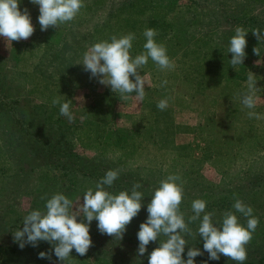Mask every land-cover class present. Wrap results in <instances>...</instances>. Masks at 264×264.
<instances>
[{
    "label": "rangeland",
    "instance_id": "374dc122",
    "mask_svg": "<svg viewBox=\"0 0 264 264\" xmlns=\"http://www.w3.org/2000/svg\"><path fill=\"white\" fill-rule=\"evenodd\" d=\"M86 1L93 4L94 9L91 11L82 7L72 21L57 28L49 27L46 30H50L49 40L45 39L47 32L41 30L38 21L39 5L31 0H20L18 7L22 13L25 9L28 13L32 11L29 15L34 26L33 34L26 40L12 42L0 36V69L5 70L3 73L1 70L0 75L11 78L13 85L21 87L25 98L31 100L32 105L39 106L35 107V117L45 121L52 129L63 132L65 139L72 142L71 149L79 155L102 159L122 174L130 172L135 176L138 172L139 178L150 181L148 184L153 194L159 183L148 177L149 172H154L160 181L169 175H179L181 179L177 183L183 189L180 210L186 209L184 205L192 206L195 198L189 193L213 187L215 198L225 197L226 191L219 192L220 181H224V190H233L236 184L243 183L245 180L237 178L247 176L243 170H247L248 166L254 169L264 161V38L259 41L252 33V30L258 29L264 34V0ZM107 17L108 24L100 26L105 24ZM131 18L133 23L129 22ZM138 20L144 21V29L136 33L138 35L132 41L130 55L134 58L145 51L143 33L145 29L153 28L158 32L154 39L166 47L175 68L161 70L149 59L139 69L146 81L145 96L141 100L133 92L126 94L124 99L110 86L99 83L97 77H92L84 70L83 64L77 62H82L84 53L95 43L110 42L112 36L119 38L131 33L126 23H132L133 32L137 30ZM236 27L247 31V44L243 64L233 68L230 64L232 53L228 49ZM255 47L259 48L260 56L254 54ZM205 48H209V53ZM190 50L195 53H186ZM208 58L215 69L204 77L188 71L191 65L204 64ZM250 74L256 80V106L253 109L245 107L242 98L234 99L228 93L224 97L221 95L222 90L227 92L240 88H245L247 93ZM236 78H239L238 82H235ZM165 80L167 84L161 86ZM107 91L110 94L105 95ZM218 96L223 102L217 108L214 101H218ZM57 97L62 103L70 102L74 116L72 122L60 114L59 104H52ZM162 99L168 102L165 110L157 107ZM249 111L261 118H249ZM243 146L246 147L240 151ZM241 163L247 166L241 167ZM27 176L20 183L22 188L10 191L13 200H10L11 197L2 199L0 195V204L13 205L23 218L33 210L46 212L47 200L57 193H63L72 200L70 211H76L82 204L84 193L89 188L96 190V183L88 179L69 185V175L65 176L60 168L54 166L30 170ZM26 181L32 184L25 187ZM246 189L243 188V194ZM1 191L6 189L0 188ZM131 191L132 188H129ZM151 199H146L143 205L141 203L142 207L146 208ZM2 208L0 237L4 238L7 231L1 227L9 225L18 213L10 215ZM180 212L183 214L182 210ZM145 214H149L147 210ZM139 216L137 213L130 221L134 226L131 234L136 238L141 223L147 220ZM78 217L87 223L86 217ZM185 222L192 232L191 236H196L190 226L196 224ZM97 225L98 221L93 219L89 229L94 232ZM191 236L185 235L184 238ZM157 239L165 241L167 237L161 235ZM91 240L89 250H94V244L102 248L106 241ZM115 242L109 241V245H104L108 249L106 254H112L110 259L89 254L80 256L73 249L66 264H148L149 260L143 263V256L150 255L148 247L143 255H139V246ZM16 245L19 246V243L16 242ZM116 245L122 249L124 260H119L121 255L115 257L112 250ZM31 247V244H25L24 250L18 249L26 251ZM14 258H17V253L3 254L0 250V264L13 263ZM111 259H117L118 263ZM48 262L42 264H64L58 259Z\"/></svg>",
    "mask_w": 264,
    "mask_h": 264
},
{
    "label": "clouds",
    "instance_id": "9594fccd",
    "mask_svg": "<svg viewBox=\"0 0 264 264\" xmlns=\"http://www.w3.org/2000/svg\"><path fill=\"white\" fill-rule=\"evenodd\" d=\"M20 0H0V36L7 42L28 39L34 32L31 17L25 9H19ZM39 5L38 17L42 31L49 27L57 28L65 22L72 21L84 6L83 0H31ZM246 33L242 27L235 28V34L230 39L228 52L232 53L230 64L233 68L243 64L246 57ZM254 36L260 41L264 38L258 29L252 30ZM157 30L145 29L143 35L146 43L145 51L130 55L134 33L117 38L112 36L111 41H101L90 46L82 57L84 70L97 77L99 83L110 86L114 93H119L126 99V94L133 92L142 100L145 96V79L139 69L151 59L161 70H172L175 63L167 55L166 47L154 39ZM254 54L260 56L258 47L253 49ZM130 77H134L131 79ZM167 84L162 81L161 86ZM248 92L243 95L242 103L245 107L253 109L256 106L255 90L256 80L253 75L248 76ZM53 105H60L59 112L72 122L74 116L70 110V102H61L59 97L52 100ZM157 107L165 110L168 107L167 99L158 102ZM249 118L260 119V115L249 111ZM118 170H109L96 184V190L89 188L83 195V201L76 211H70L73 201L63 193L54 194L47 200L46 212L33 210L23 218V227L13 233L14 242L23 248L25 244L36 246L38 241H47L53 245L54 254L64 264L75 249L76 253L83 256L92 244L89 226L93 219L98 221V230L101 234L118 237L120 240L126 230V225L137 215L141 209L143 194L136 189L139 184L133 185L131 194L120 191L112 194L104 186L111 187L118 179ZM179 175H169L160 182L154 191L151 202L147 206L149 213L147 220L140 225L137 233L139 240L138 254L143 255L150 241L157 240L161 235L167 237L161 241L149 256L148 264H195L194 258L203 253L199 248L191 247L187 251V260L182 253L188 243L184 237L191 236L192 232L179 210L183 197V189L177 181ZM235 212L247 218V224L242 225L232 211L224 213L222 223L217 226L213 223V213L205 212L206 201L196 199L192 202V215L189 220H200L198 235L203 238L204 251L209 253V259L219 260L220 254L233 261L243 264L247 259L246 245L251 241L252 234L259 224V218L253 216V208L241 200H235ZM203 214L201 219V214ZM78 216L86 217L77 221ZM179 230V231H178ZM26 237V239H25ZM40 258H49L46 252L39 253Z\"/></svg>",
    "mask_w": 264,
    "mask_h": 264
},
{
    "label": "trees",
    "instance_id": "16d2710c",
    "mask_svg": "<svg viewBox=\"0 0 264 264\" xmlns=\"http://www.w3.org/2000/svg\"><path fill=\"white\" fill-rule=\"evenodd\" d=\"M83 4V7L86 9L91 11L94 9L93 4H89L88 1L85 2V0H83ZM29 13H32V11ZM148 14L152 16L150 12H148ZM129 20L128 21L132 23L134 21L132 18ZM105 21V24H101L100 26L104 27L106 24H108V17L105 19ZM132 23H126L127 29H130L131 33L133 32L131 26ZM137 23L138 28L133 32L135 37L138 35L136 33H141L143 31L141 29H144V26L142 25L144 21L141 22V20H138ZM49 31L50 30H48V32L46 31L47 33L45 39L50 40L48 34ZM205 49L206 53H209L207 52L209 48ZM186 53L195 52L190 50ZM187 69L188 71L195 73V76L204 77L213 71L215 66L211 64V61L208 58L205 60L204 64H197L195 66L191 65L190 68ZM1 70L2 73L5 72L3 68H1L0 71ZM195 76L194 78L196 79ZM182 79L189 80V78L183 77ZM192 80L193 79H190L189 81ZM238 81L239 78H236L235 82ZM20 88L21 87H17V85H13L11 78L6 79L4 74L0 75V188L6 189V191L0 192V195L3 196L2 199L10 198V191L12 189L22 188L20 183H22L24 179L28 178L27 172L30 170L46 168L47 166H54L58 169L60 168L64 172L65 176L68 177L69 175V185H76L78 181L83 179H88L97 184L105 176L107 171L114 170L102 159L87 158L74 152L71 149L72 142L65 139L63 132H59L57 129H52L49 125H47V123H45V121L35 117L36 108H39V106L32 105L31 100H27L25 98V93L20 90ZM104 93L105 95L110 94L108 91ZM226 93L231 95L234 99H241L243 98V95L246 94V90L245 88L227 90V92L226 90H222L221 95L224 97L226 96ZM29 107L31 108L30 111H28ZM241 130L242 129H240V131ZM149 136L153 138L151 135ZM246 146H243V148L241 147L240 151H242ZM248 149H250V147H248ZM240 166L245 167L247 164L241 163ZM243 173H246L247 176H244L243 178L239 176L237 178L243 179L245 181L241 184H236L233 190H224V188H226L224 185H222L224 181H220L221 184L218 186L221 185V191L219 192L221 194L222 191H226L225 197L221 196L215 198L216 193L212 191L213 187L206 189V191L202 190L199 193H189V195L192 198H195V200L203 199L206 201L205 212H211L214 214L212 220L217 226L222 223L224 213L227 211H232L234 214H236L239 223L246 226L247 218L240 213L235 212V209L232 206L237 199L241 200L244 204L251 206L253 208V216L259 218V224L255 232L252 234L251 241L245 246L247 251V259L243 262V264H264V176H257L258 174L264 175V161L254 169L248 166L247 170H243ZM130 175H132L130 172H126L125 174L119 173L118 179L113 182L111 187L104 186L105 190L112 194H118L120 191H127L130 195L131 192H129V188H133V185L139 184L140 187L136 190L143 194V199L141 201L143 205L146 199H150L153 195V192L150 190V184H148L150 181L148 179L139 178L138 172H135V176L132 175L133 177ZM148 177L154 182L157 180L156 182H158L160 185L161 181L155 177L154 172H149ZM28 182L29 181L25 182V184L27 183L25 187H28L32 184L31 182ZM152 184L153 182L151 185ZM244 187L247 188L245 194H243ZM236 192L239 194H236ZM203 193L206 194L203 195ZM13 199L14 196L11 197L10 200ZM1 205L4 207L2 209L7 211L10 215H12L14 212L18 213V216H15V218L12 219V222L10 221L9 225L1 227L2 230H6L7 232L4 238L0 237V250L3 252V254L14 252L17 253V258H14L13 263L9 261L7 264H42L49 263L48 261L50 260L58 259L54 254L53 245L47 241H38L37 245L32 246L30 250L23 251L24 248L23 250H19L18 247H21L16 245V242H14L13 233L23 227V219H21L23 216H19V212L14 210L13 205H10L9 203L0 204V208L2 207ZM184 206L186 209H181L183 215H186L184 218L188 222L196 224L190 225L196 236H191L186 239L188 240V243L185 245L184 253H182L183 259L187 260V251L189 248L196 247L199 248L203 254L194 258L195 264H239V262L233 261L223 254H220L219 260L209 259V253L203 249V238L198 235L200 220L198 219L196 221H190L189 218L194 215L192 206ZM146 210L147 207L143 208L141 206V209L138 212L140 214V218L147 219L149 214H145ZM203 214L204 213L201 214V219ZM0 217H2L1 214ZM81 220H83L81 217H77L78 222ZM133 227L134 226L131 224V222L126 225V230L121 240L118 237L101 234L98 228H94V232L89 229V234L92 236L91 238H97V240L105 239L106 241L104 244H102V248H99V246L94 244V250L88 249L86 254L97 255L105 259H110L109 257H111L112 254L110 253L109 256L106 254L108 249L105 248V246L109 245L108 242L113 240H115V243L117 244H124L126 246L132 244L139 246L138 238L131 234L132 231H134ZM160 243L161 240L158 239L155 241H150L147 245L149 248V253H151L155 248L159 247ZM115 247L116 248L112 250L115 253V257L121 255L119 260H124V253L121 254L122 249H118V245ZM18 251L23 252L18 253ZM100 251L104 252L102 254H98ZM40 252L49 253L50 259L40 258ZM104 254L106 256H103ZM149 256L150 255L148 254L143 256V263L144 261L149 260ZM134 257L138 258L136 255ZM111 260L118 263L117 259Z\"/></svg>",
    "mask_w": 264,
    "mask_h": 264
},
{
    "label": "crops",
    "instance_id": "0c3cea01",
    "mask_svg": "<svg viewBox=\"0 0 264 264\" xmlns=\"http://www.w3.org/2000/svg\"><path fill=\"white\" fill-rule=\"evenodd\" d=\"M218 98H219V96L217 97V100H218V101H216V100H215L216 102L214 101V104H215V106H216L217 108L219 107V105H222V102H223L221 99H218ZM218 102H219V103H218ZM217 103H218V105H217ZM216 117H217V116H216ZM216 117H214V118H216Z\"/></svg>",
    "mask_w": 264,
    "mask_h": 264
}]
</instances>
